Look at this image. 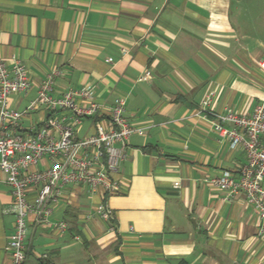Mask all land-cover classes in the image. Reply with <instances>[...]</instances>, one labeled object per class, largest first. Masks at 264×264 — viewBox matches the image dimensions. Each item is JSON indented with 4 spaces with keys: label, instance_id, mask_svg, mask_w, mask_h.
<instances>
[{
    "label": "crops",
    "instance_id": "crops-1",
    "mask_svg": "<svg viewBox=\"0 0 264 264\" xmlns=\"http://www.w3.org/2000/svg\"><path fill=\"white\" fill-rule=\"evenodd\" d=\"M239 2L0 0V60H21L33 83L9 97L24 113V131L48 117L43 106L26 109L56 69L54 96L88 87L106 108L122 97L125 117L145 132L124 148L114 176L121 193L67 185L46 219L29 212L23 264H264L256 211L242 194L227 196L209 183L235 172L245 155L213 132L212 115L199 112L210 93L214 113L250 116L264 102V25L247 30ZM145 72L150 77L137 81ZM97 120L108 127L106 115ZM93 131L86 118L76 135ZM49 165L44 158L38 169ZM35 198L32 188L27 201ZM12 201L0 173V264H12ZM100 203L112 210L111 224L96 214Z\"/></svg>",
    "mask_w": 264,
    "mask_h": 264
},
{
    "label": "built area",
    "instance_id": "built-area-1",
    "mask_svg": "<svg viewBox=\"0 0 264 264\" xmlns=\"http://www.w3.org/2000/svg\"><path fill=\"white\" fill-rule=\"evenodd\" d=\"M58 75L56 69L48 72L36 98L27 106L26 111L43 106L48 117L26 132L19 124L24 113L10 107L9 97L27 94L33 87L32 80L21 60H0V173L11 188L13 200L10 212L14 215V228L7 243L12 264H23L25 260L27 215L34 211L40 219L50 216V204L60 196L64 186H87L90 193L100 192L103 196L121 193V185L114 176L125 158L124 148L130 137L145 133L144 128L131 124L125 117L122 97H116L106 108L95 100L88 87L54 96ZM149 77L150 73L145 72L137 81ZM211 95L203 100L199 112L214 117L213 132L226 140L231 149L241 148L245 163L235 172H220L209 183L227 196L242 194L263 227L264 102L255 106L250 116L233 110L214 113L209 107ZM104 115L107 128L97 120ZM86 118L93 119L94 131L79 138L76 132ZM44 158L49 159L50 165L38 169ZM32 188L36 189V198L29 203L27 193ZM95 212L104 222L111 224L114 220L112 210L105 203L98 204ZM55 227L62 232L66 225L58 222Z\"/></svg>",
    "mask_w": 264,
    "mask_h": 264
},
{
    "label": "rangeland",
    "instance_id": "rangeland-1",
    "mask_svg": "<svg viewBox=\"0 0 264 264\" xmlns=\"http://www.w3.org/2000/svg\"><path fill=\"white\" fill-rule=\"evenodd\" d=\"M238 6L239 20L244 22L247 30L250 29L252 23L257 22L264 25V0H242Z\"/></svg>",
    "mask_w": 264,
    "mask_h": 264
},
{
    "label": "trees",
    "instance_id": "trees-1",
    "mask_svg": "<svg viewBox=\"0 0 264 264\" xmlns=\"http://www.w3.org/2000/svg\"><path fill=\"white\" fill-rule=\"evenodd\" d=\"M236 1H242V0H236ZM179 264H185L184 262H180Z\"/></svg>",
    "mask_w": 264,
    "mask_h": 264
}]
</instances>
